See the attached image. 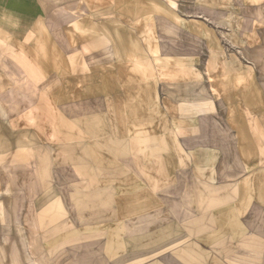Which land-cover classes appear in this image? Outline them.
Listing matches in <instances>:
<instances>
[{
    "label": "crops",
    "instance_id": "crops-1",
    "mask_svg": "<svg viewBox=\"0 0 264 264\" xmlns=\"http://www.w3.org/2000/svg\"><path fill=\"white\" fill-rule=\"evenodd\" d=\"M0 264H264V0H0Z\"/></svg>",
    "mask_w": 264,
    "mask_h": 264
},
{
    "label": "rangeland",
    "instance_id": "rangeland-1",
    "mask_svg": "<svg viewBox=\"0 0 264 264\" xmlns=\"http://www.w3.org/2000/svg\"><path fill=\"white\" fill-rule=\"evenodd\" d=\"M169 5H170V8L174 11V8L176 7V4L170 3ZM170 8L167 9V13L166 14L169 15L171 17V19H173V17H175V13L170 11ZM151 49H152V46H151ZM203 52H204V50L202 48L201 56L203 55ZM155 54H157L156 51H155ZM23 181H25V180H23Z\"/></svg>",
    "mask_w": 264,
    "mask_h": 264
}]
</instances>
